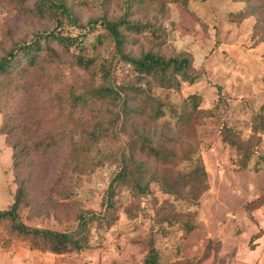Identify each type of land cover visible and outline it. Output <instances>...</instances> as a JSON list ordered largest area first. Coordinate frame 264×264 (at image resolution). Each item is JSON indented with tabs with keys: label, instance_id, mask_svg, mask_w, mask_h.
<instances>
[{
	"label": "rangeland",
	"instance_id": "obj_1",
	"mask_svg": "<svg viewBox=\"0 0 264 264\" xmlns=\"http://www.w3.org/2000/svg\"><path fill=\"white\" fill-rule=\"evenodd\" d=\"M117 4L112 1L110 13ZM259 4L187 0L167 1L160 13L155 4L149 8L147 16L158 14L166 28L165 48L190 51L202 72L180 90L158 87L156 93L165 103L161 121L173 143L202 159L207 188L197 200L169 193L155 182L139 200L124 191L117 219L96 222L89 247L65 254L63 263L141 264L153 239L160 264H264V164L258 162L264 154V6ZM241 12L250 15L239 20ZM79 13L84 21L97 14L89 6ZM52 21L36 9L35 0H0V56L15 42L52 28ZM68 62L33 72L6 106L0 104V209L10 206L22 186V217L61 228L77 224L72 207L101 208L115 169L107 164L83 171L69 157L66 161L63 145L22 146L61 130L62 123L73 127L80 120L69 116L68 106L59 108L60 96L53 94L60 85L79 90L92 81ZM193 94L200 97L199 108L211 115L180 129L173 110ZM237 141L253 148L247 168L242 167L246 150ZM17 149L31 157L18 166ZM39 253L44 252L0 232V264H27Z\"/></svg>",
	"mask_w": 264,
	"mask_h": 264
},
{
	"label": "trees",
	"instance_id": "obj_2",
	"mask_svg": "<svg viewBox=\"0 0 264 264\" xmlns=\"http://www.w3.org/2000/svg\"><path fill=\"white\" fill-rule=\"evenodd\" d=\"M112 1L35 0L36 9L52 19L54 26L15 42L0 56V104L5 106L14 90L26 84L33 72L48 71L52 65L68 60L92 80L79 90L60 85L53 92L60 96L57 106H68L69 116L80 119L73 127L62 123L61 130L34 142L23 141L22 146L34 150L40 144L46 149L63 145L66 161L69 157L83 171H96L107 164L115 167L101 208L72 207L77 224L71 228L24 219L21 186L10 206L0 209V232L28 243L31 249L55 254L86 249L96 222L112 224L117 219L124 191L139 200L155 182L169 193L197 200L207 188L202 159L193 157L195 150H183L184 145L179 149L173 143L175 139L168 134L167 124L161 121L165 103L156 93L158 87L180 90L183 82H196L202 72L194 66L190 51L165 48L164 24L159 22L158 14L147 16L153 4L160 13L167 1L187 0H117L118 10L110 13ZM244 1L264 6V0ZM87 6L95 8L97 14L84 21L79 12ZM249 15L241 12L238 19ZM200 102V97L193 94L185 99L181 109L173 110V116L180 120V129L190 128L211 115V110L199 108ZM259 130L257 123L254 131ZM236 146L246 150L242 167L247 168L253 148H245L238 141ZM29 156L15 150V165L26 163ZM187 159L192 160L189 166L184 164ZM258 162L264 164V154ZM148 244L141 264H160L153 239Z\"/></svg>",
	"mask_w": 264,
	"mask_h": 264
},
{
	"label": "crops",
	"instance_id": "obj_3",
	"mask_svg": "<svg viewBox=\"0 0 264 264\" xmlns=\"http://www.w3.org/2000/svg\"><path fill=\"white\" fill-rule=\"evenodd\" d=\"M39 251V250H38ZM42 252V251H41ZM62 258H66L65 254H55L52 252L39 253L34 256L33 260H27V264H66L62 262Z\"/></svg>",
	"mask_w": 264,
	"mask_h": 264
}]
</instances>
